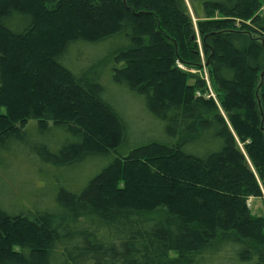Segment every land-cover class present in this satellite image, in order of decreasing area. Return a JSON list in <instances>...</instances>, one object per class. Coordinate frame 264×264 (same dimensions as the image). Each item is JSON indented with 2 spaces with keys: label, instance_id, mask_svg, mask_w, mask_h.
Wrapping results in <instances>:
<instances>
[{
  "label": "trees",
  "instance_id": "16d2710c",
  "mask_svg": "<svg viewBox=\"0 0 264 264\" xmlns=\"http://www.w3.org/2000/svg\"><path fill=\"white\" fill-rule=\"evenodd\" d=\"M189 1L207 78L185 0H0V159L51 124L70 140L29 157L106 165L45 208L0 209V264H264V216L247 208L264 188V44L244 30L264 35V0ZM38 31L55 45L28 40ZM81 46L100 55L76 72L65 58ZM107 83L162 138L128 151ZM137 167L148 180L131 186Z\"/></svg>",
  "mask_w": 264,
  "mask_h": 264
},
{
  "label": "rangeland",
  "instance_id": "374dc122",
  "mask_svg": "<svg viewBox=\"0 0 264 264\" xmlns=\"http://www.w3.org/2000/svg\"><path fill=\"white\" fill-rule=\"evenodd\" d=\"M185 2L193 21L194 30L196 32V43L198 44L200 58L204 69L206 61L201 47V40L198 37L196 29L198 19L193 13L191 2L189 0H185ZM51 8L52 7H50V9L45 8V12L50 14V12L53 11ZM197 11L199 15L202 16L203 12L201 11V8H199V5H197ZM259 13L260 16L264 15V4ZM47 14L45 13L46 17L48 16ZM245 25L247 27V29H244L245 32L248 31L247 33L254 39L259 43L264 44V35L258 32L254 33L253 31L255 29L253 26H250L249 24ZM55 39L56 35L48 31L34 32L28 38L30 41L39 40V42L43 43L45 46L55 45L52 43ZM99 52V50L93 51L82 46L71 49L65 58V66H69L78 72L86 68L95 56L99 57ZM178 67L181 70H187L183 65L178 64ZM191 73H194V71H191ZM203 74L204 77L207 78V72L205 69L203 70ZM26 85L27 82L20 83V90H24ZM105 85L108 98L117 105L126 122L128 151L141 144L162 138V124L146 112L140 99L134 97L121 87H117L111 83ZM2 112H4V110ZM30 124L35 123L30 122L29 125ZM49 127L50 132L47 133L45 138H42L38 137V135L36 136L34 130L37 128L35 125L34 130L33 128L28 130L26 146L23 149L19 148L21 152L15 153L12 157H2L1 155L3 158V162L1 163L3 167L2 170H0L1 210L8 213H18L21 212V210L26 209L36 210L45 208L53 202L58 190L64 189L72 192L73 188H75V191H80L88 180L98 174L99 171L106 166L102 161L89 160L74 168L64 169L55 167L47 162L45 163L36 157L35 159L29 157L32 156L30 155V152H32L33 148L43 151L45 149L47 152H51L58 150L60 146L70 140V138L63 133L53 129L51 124ZM2 158L0 159L1 161ZM138 172L136 179H131V186L135 183H139L141 180H148L144 170L138 168ZM118 185L119 188H122L123 181H120ZM260 191V197H250L247 201V208L249 209L250 214L254 217L264 216V188L262 186H260ZM24 227L25 228L23 229L25 231L23 229L22 231L23 235H25L24 238L27 241L31 232H29L28 226L24 225ZM16 233L17 231H14V233L12 232L11 234L16 236ZM30 239H32V237Z\"/></svg>",
  "mask_w": 264,
  "mask_h": 264
}]
</instances>
